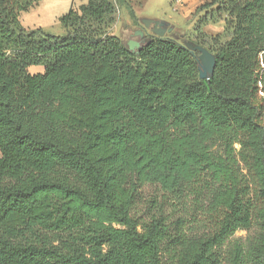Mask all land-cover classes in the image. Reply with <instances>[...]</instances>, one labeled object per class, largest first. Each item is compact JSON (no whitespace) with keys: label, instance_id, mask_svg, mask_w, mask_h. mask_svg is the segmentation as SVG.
Masks as SVG:
<instances>
[{"label":"trees","instance_id":"obj_1","mask_svg":"<svg viewBox=\"0 0 264 264\" xmlns=\"http://www.w3.org/2000/svg\"><path fill=\"white\" fill-rule=\"evenodd\" d=\"M40 1L0 0V264H264V0L197 9L233 19L211 79L174 31L137 53L111 35L127 0L71 7L63 35L23 26ZM146 183L188 217L141 226Z\"/></svg>","mask_w":264,"mask_h":264},{"label":"rangeland","instance_id":"obj_2","mask_svg":"<svg viewBox=\"0 0 264 264\" xmlns=\"http://www.w3.org/2000/svg\"><path fill=\"white\" fill-rule=\"evenodd\" d=\"M56 1L58 0H42L38 8H41L42 12H46V10L52 9ZM185 1L186 0H127V3L134 8L136 18L131 15L127 4L117 5L112 19L107 20V31L111 35L121 38L126 45L129 41L137 42L139 45L136 47V51H139L142 39L140 34L136 35V32L142 30L146 37L150 32V30L145 27V24L142 23L141 20L143 18L166 20L174 25V32H179L180 35L183 36V40H190L194 43L201 44L209 50L210 48L214 49L217 43L223 44L232 37L233 19L230 17L224 3L219 1L215 5L197 11L200 6L211 1L202 0L197 8L190 11ZM66 2L67 4H65L61 13L64 11L67 13L69 11L68 0ZM86 2L87 0H77L72 7L79 9V7ZM31 9L27 11L31 12ZM32 13L38 17L34 11H32ZM62 15H59L56 19V23L50 24L45 31L56 35H63L66 31L60 22ZM202 17L205 18L204 22L198 24L199 19ZM213 38H216V40H213ZM41 68L42 69H38L35 72H41L44 69L43 66ZM213 149H219V146L214 145ZM184 205L183 202L178 200L176 194L164 190L161 185L146 183L141 186L135 198L132 213L141 226L147 224L154 217L163 218L165 223L173 224L179 218L188 217L184 212ZM259 234V226H255L251 230H238L229 238L227 245L229 247L235 242H240L248 246ZM54 237L58 240L55 241V243H58L60 240L66 238V233H59Z\"/></svg>","mask_w":264,"mask_h":264},{"label":"water","instance_id":"obj_3","mask_svg":"<svg viewBox=\"0 0 264 264\" xmlns=\"http://www.w3.org/2000/svg\"><path fill=\"white\" fill-rule=\"evenodd\" d=\"M142 23L145 24V27L155 33L158 36H163L167 32H173L174 25H172L170 22L162 19H148L143 18ZM178 35H180L179 32L176 31ZM142 37L144 36V32L142 30H139L136 32V35H139ZM182 36V35H181ZM185 44L193 51H199V70H200V77L202 79H211L214 75L216 63H217V56L215 53L210 51L208 48L201 44L194 43L190 40H185ZM139 44L134 41H129L127 43L128 49L132 52H138L136 51V47ZM142 46V42H140V48Z\"/></svg>","mask_w":264,"mask_h":264},{"label":"crops","instance_id":"obj_4","mask_svg":"<svg viewBox=\"0 0 264 264\" xmlns=\"http://www.w3.org/2000/svg\"><path fill=\"white\" fill-rule=\"evenodd\" d=\"M42 1V0H41ZM40 1V2H41ZM67 0H58L54 3V5L52 6L51 10H46V12H42L41 8H38L39 4H37L36 6L32 7L31 12L28 11H24L21 13L20 16V20L21 23L23 24L24 27L26 28H43L44 30H47V28L49 27L50 24L52 23H56V19L59 15H62L63 13H65L66 11L61 13V10L64 9L65 4H67L66 2ZM77 0H68V10L72 7V5L76 2ZM202 0H186V4L188 6V9L191 11L192 9L194 10L195 8H197ZM39 2V3H40ZM67 10V11H68ZM32 11H34V13H36L38 15V17H36ZM41 15V17H40ZM41 65L38 66H31L29 68V71L31 73H36V70H40ZM44 68V66H43ZM44 69L41 71L43 72Z\"/></svg>","mask_w":264,"mask_h":264},{"label":"flooded vegetation","instance_id":"obj_5","mask_svg":"<svg viewBox=\"0 0 264 264\" xmlns=\"http://www.w3.org/2000/svg\"><path fill=\"white\" fill-rule=\"evenodd\" d=\"M142 39H141V42H142V44L145 42V39H146V35L144 34V36H142L141 37Z\"/></svg>","mask_w":264,"mask_h":264}]
</instances>
